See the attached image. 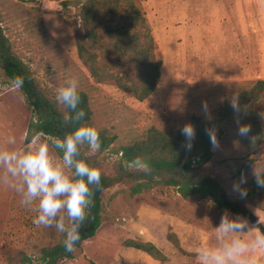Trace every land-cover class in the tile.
<instances>
[{"label": "rangeland", "instance_id": "obj_1", "mask_svg": "<svg viewBox=\"0 0 264 264\" xmlns=\"http://www.w3.org/2000/svg\"><path fill=\"white\" fill-rule=\"evenodd\" d=\"M63 1L74 0H0V25L45 95L55 99L59 86L69 79L78 81V91L89 98L95 127L115 136L103 153L88 152L106 175L114 174L120 156L116 151L141 139L149 128L168 133L193 116L214 118L225 100L264 81V0H141L162 63L158 84L144 101L90 75L77 55L76 31L64 19L72 18L75 7L64 9ZM31 116L21 91L12 89L0 70V151L9 147V136L16 137L18 147L25 146ZM38 137L61 162L54 139ZM212 151L203 170L217 177L235 198L240 195L233 185L242 177L232 178V171L245 162L251 168L249 175L264 169V142L249 151L222 141ZM243 179L241 187L247 189ZM102 199L96 235L74 251L72 260L61 264H199L195 249L214 243L211 226L218 225L222 215L210 199H183L173 188L131 196L127 186L119 185L105 191ZM246 206L257 217L249 224L264 227L263 202L251 199ZM35 215L0 180V264H9L19 252L34 254L64 237L55 228L34 225ZM127 241L153 245L164 260L126 246ZM256 259L264 264V251Z\"/></svg>", "mask_w": 264, "mask_h": 264}, {"label": "trees", "instance_id": "obj_2", "mask_svg": "<svg viewBox=\"0 0 264 264\" xmlns=\"http://www.w3.org/2000/svg\"><path fill=\"white\" fill-rule=\"evenodd\" d=\"M140 1L74 0L63 1L60 5L64 9L69 5L75 7L72 18L66 16L64 19L76 31L77 55L90 75L98 83L113 84L136 100L144 101L158 84L162 63L156 57L155 41L142 13ZM0 70L9 82L16 76L23 79L20 91L32 115L24 139L25 146L30 145L38 136L50 137L56 141L73 130L75 125L65 121L70 110L41 92L30 68L13 52L1 25ZM79 93L81 101L78 109L86 114L79 123L95 127L89 98L86 93ZM189 123L195 130L191 149L185 146L187 140L182 135L181 128L165 133L151 127L141 139L116 151L120 156L115 162L112 176L101 170L96 156L89 155L91 149L87 145L80 146L78 158L101 171V183L99 187L90 186L93 203L81 225V239L74 251L96 235L102 221V195L119 185L127 186L131 196L148 193L156 188H173L183 199L207 198L221 214L227 210L231 215L242 216L251 223L257 222V217L246 204L251 199L264 204V186L257 182L261 176L264 178V169L249 175L251 168L249 162H245L232 171V178L247 179V195L244 198L233 197L225 184L203 169L213 157L214 146L209 136L210 131L215 134L218 144L222 141L232 142L249 151L257 149L264 142V81L259 80L236 97L225 100L214 118L193 116ZM240 125L249 128L246 135H239ZM95 128L100 136V148L97 151L103 153L113 144L115 136L108 135L106 130ZM52 144L55 148V142ZM56 151L61 157L60 150ZM136 157L146 160L150 171L144 172L133 167L131 162ZM259 228L264 231L263 226L259 225ZM63 239L64 237L55 245L38 249L34 254L19 252L9 260V264H61L72 260L74 251H65ZM125 245L141 250L154 259L164 260L161 252L151 244L127 241Z\"/></svg>", "mask_w": 264, "mask_h": 264}, {"label": "clouds", "instance_id": "obj_3", "mask_svg": "<svg viewBox=\"0 0 264 264\" xmlns=\"http://www.w3.org/2000/svg\"><path fill=\"white\" fill-rule=\"evenodd\" d=\"M10 87L20 90L22 77H13ZM78 87L76 79H69L55 92V102L70 110L66 123L75 125L62 139L55 141V148L62 153L61 162L56 161L49 145L39 137L32 140L31 146L18 147L16 137L9 136V147L0 151V168L3 169L0 180L20 196L23 206L36 213L34 225L55 228L64 234L63 246L68 253L73 252L80 241L81 225L93 203L90 186L99 187L101 183V171L78 158L81 145H87L92 151L100 148L99 131L94 126L79 123L86 114L78 109L81 101ZM248 132L247 126L238 127L239 135ZM181 133L187 140L185 146L191 149L195 137L193 126L185 124ZM209 136L213 146H217L215 134L210 131ZM131 164L137 170L150 171L148 162L141 157H136ZM244 182L242 177L240 183L233 185L241 198L247 195L246 189L241 187ZM257 182L264 186L262 176ZM211 228L214 243L195 249L199 264H257V254L264 251V231L259 227L250 225L242 216L233 217L226 210L218 225Z\"/></svg>", "mask_w": 264, "mask_h": 264}]
</instances>
